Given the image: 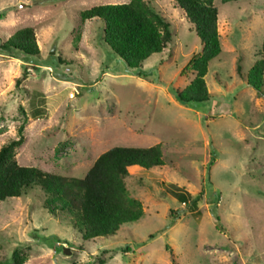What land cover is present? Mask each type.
Listing matches in <instances>:
<instances>
[{
    "label": "rangeland",
    "instance_id": "rangeland-1",
    "mask_svg": "<svg viewBox=\"0 0 264 264\" xmlns=\"http://www.w3.org/2000/svg\"><path fill=\"white\" fill-rule=\"evenodd\" d=\"M128 1L0 0V46L32 27L40 50H0V148L23 124L21 166L80 178L112 147L156 144L164 161L129 170L144 215L114 237L83 241L69 215L44 207L39 187L0 202V264H264V76L262 95L246 80L264 40V0H213L221 53L205 77L211 98L195 105L172 91L190 83L201 51L172 0H144L172 39L142 76L104 44L99 20H81Z\"/></svg>",
    "mask_w": 264,
    "mask_h": 264
},
{
    "label": "trees",
    "instance_id": "trees-1",
    "mask_svg": "<svg viewBox=\"0 0 264 264\" xmlns=\"http://www.w3.org/2000/svg\"><path fill=\"white\" fill-rule=\"evenodd\" d=\"M172 1L184 13L201 45L200 53L188 63L192 80L183 89L172 91L176 100L184 105L208 102L211 95L205 77L210 61L221 53L218 9L213 0ZM236 1L239 0H221L222 4ZM80 17L82 21L101 22L104 44L138 76L143 75V63L152 55L162 53L172 39L170 24L144 0L94 6L83 10ZM0 50L32 58L40 55L32 27L16 31ZM263 76L264 40L258 60L246 77L247 84L258 95H262ZM23 132L22 124L18 128V137L0 148V202L19 198L28 190L39 187L45 197L44 207L56 217L69 215L83 241L114 237L122 226L136 223L143 217L142 204L130 195L125 180L132 168L148 171L164 165L160 144L112 147L96 158L83 177H64L18 164L16 151L24 142ZM196 202L197 199H193L192 206ZM13 255L17 257L16 251ZM172 264L177 263L173 261Z\"/></svg>",
    "mask_w": 264,
    "mask_h": 264
},
{
    "label": "water",
    "instance_id": "water-1",
    "mask_svg": "<svg viewBox=\"0 0 264 264\" xmlns=\"http://www.w3.org/2000/svg\"><path fill=\"white\" fill-rule=\"evenodd\" d=\"M51 54H54V51H52ZM64 253H65V254H69L68 249H64Z\"/></svg>",
    "mask_w": 264,
    "mask_h": 264
}]
</instances>
